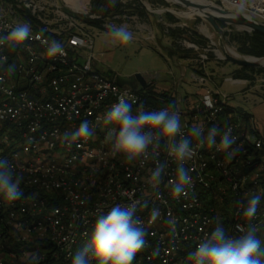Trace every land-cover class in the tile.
I'll return each mask as SVG.
<instances>
[{"label":"built area","instance_id":"1","mask_svg":"<svg viewBox=\"0 0 264 264\" xmlns=\"http://www.w3.org/2000/svg\"><path fill=\"white\" fill-rule=\"evenodd\" d=\"M212 1L229 11L240 12L242 7L243 13L264 23V0ZM95 2L0 0V36L23 21L32 25L33 37L43 32L44 38L61 41L65 50L63 55L50 58L45 45L32 38L15 53L5 52L7 64H14L15 71L0 69V157L12 160L25 181L20 186L21 199L8 201L0 196V242L10 239L21 246L27 243L9 250L15 257L12 264H17L26 252L31 253L30 258L38 255L39 264H71L73 255L87 244L101 212L116 203L147 200L148 207L140 209L138 215L148 229L149 247L137 255L134 264H190L188 254L214 228L218 196L220 203L225 204V190L215 184L216 177L207 169L220 173L237 197L231 230L228 231V223L222 224L229 236H239L236 225L243 223L237 215L238 207H242L239 202L253 195L264 196V154L258 162L250 156L245 160L246 146L264 150V139L249 132L255 119L250 113L229 111L226 93L219 97L205 88L193 101H184L174 91L185 133L193 123H202L205 128L215 125L221 133L230 129L241 151L229 161L217 147L198 146L193 141L196 155L186 163L193 186L179 199L169 196L168 185L175 175V164L169 161L168 175L157 197L148 183L153 163L126 165L120 157H112L103 118L124 93L133 110L139 104L148 110L169 104L153 105L140 92L142 88L120 85L117 78L103 75L94 53L95 36L107 32L109 24L127 23L147 42H155L157 36L146 29L137 13L133 14L128 0H119L123 10L108 17L103 16L101 7L96 10ZM95 21L102 23L97 25ZM164 25L165 36L169 28L184 26ZM210 39L211 44L203 47L184 35L175 44L182 51L193 52L198 71L204 69L211 52H215V43ZM194 73V80L204 87L206 78ZM85 120L95 128L92 137L71 147L61 142L65 131H74ZM216 140L218 144L220 136ZM161 159H167L163 152ZM208 193L213 197L211 202L205 199ZM153 207L161 212L155 222L150 219ZM169 214L177 219L175 236L165 223ZM253 223L258 226V233L264 230V199ZM156 247L160 249L158 256L153 255ZM23 264H28V260Z\"/></svg>","mask_w":264,"mask_h":264},{"label":"clouds","instance_id":"2","mask_svg":"<svg viewBox=\"0 0 264 264\" xmlns=\"http://www.w3.org/2000/svg\"><path fill=\"white\" fill-rule=\"evenodd\" d=\"M115 5L116 0H109ZM238 11L242 12L241 7ZM32 25L18 21L11 26L7 35L0 36V69L8 73L15 71L14 64H7L5 52L15 53L29 39L35 38L46 47L48 57L64 54V45L58 40L44 38L43 32L33 37ZM107 35L113 46L132 42L134 34L127 23L109 24ZM127 93L118 97L103 118L106 127L105 140L110 146V155L120 157L126 165H141L151 161L148 183L157 197L161 195L160 186L168 175L169 161L175 164L174 178L168 185L169 196L179 199L187 195L193 186V178L186 163L196 155V146L217 147L224 153L226 160H232L241 149L236 138L228 129L221 133L217 126L205 128L202 123H193L185 133L181 122V113L175 103L159 110H148L139 104L135 110L126 98ZM95 133V128L85 120L74 131H65L61 142L71 147L81 140H88ZM220 136L217 144L216 137ZM167 159H161V153ZM25 176L19 173L13 161L0 157V196L8 201L21 199V184ZM264 199L262 195H253L241 201L237 215L243 223L237 224L239 236H229L221 220L214 219V228L188 254L190 264H264V241L258 235V226L253 223ZM148 207L147 200H133L127 204L116 203L107 211L101 212L95 220L87 244L72 257L71 264H134L136 257L149 247L148 229L138 212ZM161 215L159 208L151 209L150 219L155 222ZM165 223L170 233L177 232V219L169 214ZM160 254L159 247L153 255ZM39 256L33 255L28 264H39Z\"/></svg>","mask_w":264,"mask_h":264},{"label":"rangeland","instance_id":"3","mask_svg":"<svg viewBox=\"0 0 264 264\" xmlns=\"http://www.w3.org/2000/svg\"><path fill=\"white\" fill-rule=\"evenodd\" d=\"M130 2V8L133 14H136L141 19V22L145 24L143 20V14L137 11V8H142L136 0H128ZM136 1V2H135ZM149 4H153L152 0H146ZM154 5V4H153ZM152 5V6H153ZM153 7H162V6H153ZM124 6L121 8L123 10ZM136 10V11H135ZM145 10V9H144ZM146 11V10H145ZM145 13H148L147 11ZM150 14V13H149ZM165 13H157L155 15H151L157 20H159ZM166 18V17H165ZM167 19V18H166ZM179 19V18H178ZM182 20V19H180ZM168 21V20H167ZM184 21V20H183ZM140 22V21H139ZM188 24L194 23L195 21H185ZM197 22V21H196ZM161 23L164 25L162 21L157 22L158 24ZM200 23V22H199ZM170 24H181V23H167ZM184 25V24H183ZM200 28H195L206 40L203 47L211 44V39L214 41L215 45L212 46V49L215 50L211 52L210 59L214 62V67H225V74L221 75L220 77L216 78L218 84H221L223 78L226 76H232L236 74V72L240 71L239 67H235V65L229 63L223 58L222 48L214 35V33L205 25ZM148 30V28H146ZM159 29V28H158ZM171 29H180L179 27H174ZM131 31L134 34V39L132 42L125 44H118L113 46L110 43V37L107 35V32L99 33L95 36V46H94V53L97 54V67L98 70L105 76L110 77L112 79H116L118 76L122 77H129L135 74H143L148 79H156L157 89L161 92H170L173 90L177 93L182 95L184 101H193L196 98V89L200 88L198 82H196L193 78L192 72L194 69L192 67H199V65L194 60L195 55L193 52L189 51L191 55H182L185 51L178 49V46L175 44L177 38H170L168 35L162 37L159 32V36L157 38H161L162 42L164 39L168 37L171 40H166L163 44L166 47L174 48L178 50V53L171 54L167 50H161L157 43V39L155 42L152 41H144L140 35L136 34V29L132 26ZM149 31V30H148ZM204 33V34H203ZM210 36V37H209ZM228 37V45L225 46L226 50H232L231 52L240 55L241 57H245L247 55L241 54L238 51V44L236 42H232ZM181 54V55H180ZM218 58L219 60H216ZM218 62V63H217ZM187 68H184L186 67ZM189 66V67H188ZM200 69V68H199ZM264 69V67H263ZM254 79L250 81L249 84L244 85L245 87L242 89V92L252 96H255L260 99H264V71L262 73H254ZM169 89V90H168ZM248 100L250 96L247 97ZM257 111H253L258 120L256 119V127L262 129L264 127V118L261 116V112L263 110V105L258 107ZM185 108V105H182ZM263 115V114H262ZM263 138V137H262ZM249 171V169H245ZM207 173L216 177L215 184H217L220 188L225 190V204L222 205L220 203L219 196L216 200V208L218 210L217 216L221 220L222 223H228V231L231 230L232 223L234 222V214L236 208V201L237 197L233 192L231 186L227 184L222 178H220V173H218L214 168L207 169ZM206 201L211 202L213 197L210 193L205 196ZM261 240L264 241V231L261 232ZM25 243V242H24ZM22 243L15 241V240H5L0 242V261H3V264H12L13 260L15 259L12 250L15 246L17 248L25 247L27 243L24 245H20ZM28 247V246H27ZM26 247V248H27ZM31 253L26 252L22 254L21 257L18 259L17 264H23L24 261L29 260ZM15 261V260H14Z\"/></svg>","mask_w":264,"mask_h":264},{"label":"water","instance_id":"4","mask_svg":"<svg viewBox=\"0 0 264 264\" xmlns=\"http://www.w3.org/2000/svg\"><path fill=\"white\" fill-rule=\"evenodd\" d=\"M138 4L151 15L157 13H171L184 21H198L205 24L216 36L221 48L223 58L231 64L239 67L263 68L264 57L257 58L253 56L241 57L238 54L226 50L228 45L227 33H253L257 32L264 35V23L253 16L243 12L229 11L212 0H164L168 6L153 7L146 0H136ZM221 24L226 25L223 27ZM185 26H189L184 23ZM157 45L161 50L172 52L171 48L164 46L161 38H157ZM120 85H129L134 89H148L156 83V79H148L143 74H135L129 77H117Z\"/></svg>","mask_w":264,"mask_h":264},{"label":"trees","instance_id":"5","mask_svg":"<svg viewBox=\"0 0 264 264\" xmlns=\"http://www.w3.org/2000/svg\"><path fill=\"white\" fill-rule=\"evenodd\" d=\"M151 1V0H150ZM136 2V1H135ZM152 3H159L165 6H168V4L164 1V0H152ZM95 6H96V10L101 7L102 11L101 13L103 14L104 17H108L111 15L112 12H119L121 10V8L123 7V5L119 2V0H116L115 5H111L109 3V0H96L95 2ZM129 8H132L129 6ZM133 9V8H132ZM134 11V9H133ZM136 11V10H135ZM137 11H139L141 14H145V10L143 8H137ZM164 16L167 18V20L171 23H177L180 21V19L176 18L174 16V14L171 13H165ZM97 25H100L102 22L101 21H95L94 22ZM223 27H226V25L221 24ZM158 28H159V32L160 35L162 37L165 36V27L163 26V24L159 23L158 24ZM188 36L193 42H196L202 46L206 45L205 43L207 42V40L193 27H188V26H183V28L180 29H171L169 28V37L170 38H177V37H181V36ZM227 36H229L230 40L232 42H236V44H238V51L241 54L247 55V56H253V57H257V58H262L264 57V35L257 33V32H253V33H234V32H228L226 34ZM172 52L171 54L174 53H178V50L171 48ZM181 55V54H180ZM182 55H191L190 52H185ZM264 71L263 68H254V67H241L240 71L236 72V74L234 75V78L236 79H242V80H248L249 82L252 81L254 79L253 74L254 73H262ZM198 72L200 74H202L203 72L201 70H198ZM141 93H145V97L146 99H148V102L159 106V105H164V104H172V103H176V99L174 97V95H172L171 93L168 92H161L157 89H155V87L150 86L148 89H141L140 90ZM229 109V111L232 112H236L235 110H233V108L227 107ZM240 115H243L244 113L238 112ZM261 137V136H260ZM246 149L248 150L247 154L244 155V159H248V157H252L254 158L255 162H258L259 158L261 159V156L264 154V150L260 149H256L254 146L249 145L246 146ZM244 167V166H243ZM249 169V168H248ZM264 175V174H263ZM220 178H222V176L220 175ZM264 178V177H263ZM264 230H261L258 235L260 238L261 237V232ZM18 246H15V250H17Z\"/></svg>","mask_w":264,"mask_h":264},{"label":"crops","instance_id":"6","mask_svg":"<svg viewBox=\"0 0 264 264\" xmlns=\"http://www.w3.org/2000/svg\"><path fill=\"white\" fill-rule=\"evenodd\" d=\"M153 6H165V5L155 3ZM165 7H167V6H165ZM142 16H143L142 18L145 21L146 27L148 28L149 32L154 33L156 36H159V29L157 27V22L162 21L165 24L170 23L169 21H167L165 16H162L159 20H157L156 18L151 16L149 13H145ZM177 23L184 24L186 22L183 20H180ZM200 24L203 25L202 23L195 21L194 23H191L188 25L193 26L195 28L203 29V28H201L203 26H200ZM167 39L171 40L168 37H166L164 39V42ZM216 60H219V59L216 58ZM235 67H239V66L235 65ZM184 68H187V66ZM192 68L194 69V72H196L197 74H200L197 71L198 67H192ZM239 68H241V67H239ZM201 71L203 73L200 75L204 76L206 78V84L204 87L199 86L200 88L196 89V91H197L195 94L196 97L200 96L204 92L205 88L211 89L219 97H220V94L226 93L229 96L228 107L233 108V110L237 111V113L238 112L250 113L255 119H254V128H253V126H251V127L249 126V132L253 135H259V136L263 137V139H264V127L262 126V129L259 128V130L257 129L256 119L258 120V118L256 117V115L253 112L254 110L257 111V109H256L257 105H259L258 107H261L263 105V110L261 112L263 115L261 114V116H263V118H264V99H260V98H257L255 96H252V95H250L251 93L249 94V92H248V94L242 92V89L245 87L244 85L249 84L250 82L248 80L236 79V78H234V75H235L234 74L232 76L224 77L221 84H218V82L216 81V78L220 77V74L221 75L225 74V72L227 70H225V67H222V68L214 67V62L211 59L205 65L204 69ZM194 72H192V75L193 74L195 75ZM153 87H155V89H161V88H157L156 83L153 85ZM170 90L168 91V93H171V94L175 93L174 90L172 92H170ZM248 96H250L249 100L247 98ZM263 177H264V175H263Z\"/></svg>","mask_w":264,"mask_h":264},{"label":"bare ground","instance_id":"7","mask_svg":"<svg viewBox=\"0 0 264 264\" xmlns=\"http://www.w3.org/2000/svg\"><path fill=\"white\" fill-rule=\"evenodd\" d=\"M200 2H203V0H199ZM232 51V50H231ZM262 63H264V61H262Z\"/></svg>","mask_w":264,"mask_h":264}]
</instances>
